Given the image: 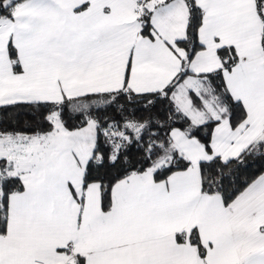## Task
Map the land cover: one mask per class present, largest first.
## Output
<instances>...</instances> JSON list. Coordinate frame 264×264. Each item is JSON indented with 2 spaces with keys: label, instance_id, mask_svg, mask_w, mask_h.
Listing matches in <instances>:
<instances>
[{
  "label": "snow or ice",
  "instance_id": "obj_1",
  "mask_svg": "<svg viewBox=\"0 0 264 264\" xmlns=\"http://www.w3.org/2000/svg\"><path fill=\"white\" fill-rule=\"evenodd\" d=\"M0 264H264V0H0Z\"/></svg>",
  "mask_w": 264,
  "mask_h": 264
}]
</instances>
